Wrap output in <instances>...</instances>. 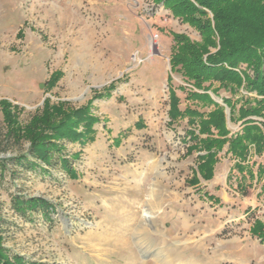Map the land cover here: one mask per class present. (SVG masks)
<instances>
[{"label": "rangeland", "instance_id": "obj_1", "mask_svg": "<svg viewBox=\"0 0 264 264\" xmlns=\"http://www.w3.org/2000/svg\"><path fill=\"white\" fill-rule=\"evenodd\" d=\"M172 33L201 41L151 0H0V101L12 104L19 125L47 104L87 106L99 119L93 141L66 142L75 177L56 166L43 177L9 164L0 231L10 256L45 264H264V243L250 232L254 221L264 223L255 177L264 149L250 145L245 167L254 177L234 167L228 145L212 178L201 176L197 157L205 152L188 154L193 142L184 139L188 130L198 134L197 125L187 114L168 125ZM171 76L181 112L214 110L188 98L191 87ZM209 93L225 108L229 137L242 134L237 109L260 97L243 89ZM226 98L236 107L234 122ZM249 118L264 132L263 117ZM0 129L7 130L1 104ZM2 144L4 159L30 148L26 140ZM13 195L47 200L52 220L40 210L31 218L14 213Z\"/></svg>", "mask_w": 264, "mask_h": 264}, {"label": "trees", "instance_id": "obj_2", "mask_svg": "<svg viewBox=\"0 0 264 264\" xmlns=\"http://www.w3.org/2000/svg\"><path fill=\"white\" fill-rule=\"evenodd\" d=\"M156 6L163 5L174 18L180 19L196 30L201 41H194L184 33H172L174 50L170 56V74L168 75V91L170 108L168 115L172 125L184 114L188 123L197 125L198 134L193 129L186 132L184 138L193 144L187 148L188 154L205 152L198 155V172L209 180L213 176L214 164L218 153L226 145V155L236 159L235 168L241 173L248 171L245 163L249 161L250 145L255 152L264 149V132L249 117L264 118V0H151ZM180 75L191 89L187 97L197 102L208 103L215 108L204 115L187 107L184 112L178 108L179 98L172 84L171 74ZM218 83V86H215ZM231 93L243 89L256 93L258 98L247 99L237 109L240 120H244L243 133L230 136L225 108L215 102L210 91L217 94L220 89ZM181 90H184L182 87ZM243 100V99H242ZM231 110V122L234 106L231 98L223 99ZM254 102V105L251 103ZM6 129H0V153L6 149L2 142L19 144L21 140L30 142L28 154H19L11 158H0V182L10 167H21L25 171H33L40 176L50 175V168L56 166L67 175L76 176L72 159L65 153L66 142L83 144L93 141L90 133L99 119L89 107L68 110L64 104L51 107L36 113L26 125H19L18 117L12 113V104L8 100L0 101ZM198 118L199 121L195 119ZM216 132V133H215ZM206 135V137H204ZM75 154H73L74 158ZM257 182H262L260 189L264 193V166L258 164ZM205 172V173H203ZM249 177H254L252 171ZM199 182L197 177L193 183ZM14 213L24 217H32L35 211H41L43 217L52 220L54 206L39 197L13 195L11 199ZM2 217L0 215V224ZM250 232L264 243V223L254 221ZM0 264H45L26 262L19 256L8 254L3 246V235L0 231Z\"/></svg>", "mask_w": 264, "mask_h": 264}, {"label": "water", "instance_id": "obj_3", "mask_svg": "<svg viewBox=\"0 0 264 264\" xmlns=\"http://www.w3.org/2000/svg\"><path fill=\"white\" fill-rule=\"evenodd\" d=\"M43 85H41V87H42Z\"/></svg>", "mask_w": 264, "mask_h": 264}]
</instances>
